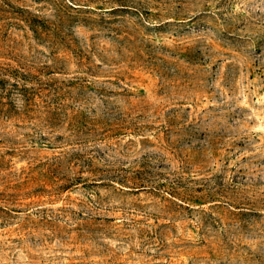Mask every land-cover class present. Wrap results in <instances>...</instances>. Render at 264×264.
Returning <instances> with one entry per match:
<instances>
[{
    "label": "rangeland",
    "instance_id": "1",
    "mask_svg": "<svg viewBox=\"0 0 264 264\" xmlns=\"http://www.w3.org/2000/svg\"><path fill=\"white\" fill-rule=\"evenodd\" d=\"M0 264H264V0H0Z\"/></svg>",
    "mask_w": 264,
    "mask_h": 264
}]
</instances>
